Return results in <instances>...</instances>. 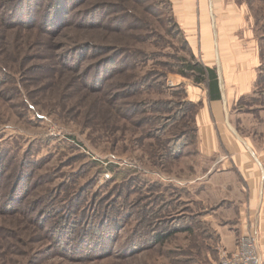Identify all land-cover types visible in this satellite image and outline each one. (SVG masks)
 <instances>
[{
	"label": "rangeland",
	"instance_id": "obj_1",
	"mask_svg": "<svg viewBox=\"0 0 264 264\" xmlns=\"http://www.w3.org/2000/svg\"><path fill=\"white\" fill-rule=\"evenodd\" d=\"M184 1L197 16L201 0H0V264H218L213 225L240 227L248 199L189 144ZM205 1L239 9L264 57V0ZM256 58L260 82L227 106L247 152L213 160L264 167Z\"/></svg>",
	"mask_w": 264,
	"mask_h": 264
},
{
	"label": "crops",
	"instance_id": "obj_2",
	"mask_svg": "<svg viewBox=\"0 0 264 264\" xmlns=\"http://www.w3.org/2000/svg\"><path fill=\"white\" fill-rule=\"evenodd\" d=\"M205 2L209 3L206 5ZM178 5L176 12L181 18L179 27L188 48L196 58L199 56V62L204 67L215 69L220 93L218 100H210L206 86L184 80L189 82L186 100L198 106L195 114L196 150L209 158L208 161L213 165L221 164L224 169L215 168L218 172H225L227 166L234 170L239 176V187L248 199L245 209L247 214L240 227L213 225L216 246L231 252L235 250L239 236L255 234L261 264H264V167L261 168L257 160L255 163L250 153H244L247 152L245 149L248 144L243 146L231 128L227 114L229 104L233 105L234 101L253 90L256 79L250 72L253 61L247 63L245 57L256 52V63L259 61L260 64V54L253 44L249 43L251 47H247L246 31L239 30L245 22L239 9L236 13H226L227 11L221 10L217 1L213 4L211 1L201 0L197 3L199 12L196 16L193 14L195 4L192 1H184ZM219 150H225L226 154L229 150L244 152L240 154V158L225 161L223 157L218 161L217 158L213 160Z\"/></svg>",
	"mask_w": 264,
	"mask_h": 264
},
{
	"label": "trees",
	"instance_id": "obj_3",
	"mask_svg": "<svg viewBox=\"0 0 264 264\" xmlns=\"http://www.w3.org/2000/svg\"><path fill=\"white\" fill-rule=\"evenodd\" d=\"M189 49V48H188ZM189 57L188 58H180L178 59V69H177V73L182 76L185 79H188L190 81H192V83H194L195 85H204L206 86L207 90H208V95L210 100H218L220 98V93H219V88H218V78H217V74L215 69L212 68H207L204 67L199 61H197L196 57L190 52L189 50ZM260 54V67L262 66V59L264 58L262 55V51H259ZM259 67V68H260ZM262 77L258 76L257 80L255 82V85L257 86V84L260 82V79ZM186 96V95H185ZM190 105H193L194 107H196L195 111H194V115L192 118L193 123L195 124V114L198 110V106L191 103V102H187ZM178 110L174 109L175 112V117L171 118L170 120L174 121V124H177L179 121H182V118L185 117V115L187 114L186 111H182V105L178 106ZM169 120V121H170ZM186 136V131H183L181 133V137ZM184 140V139H181ZM179 141V145H175L172 146L170 148V154L171 156L178 154L179 150L181 149V145L185 144V141ZM188 142V141H187ZM186 142V143H187ZM196 143V127L193 129L192 132V139L190 140L189 144H192L193 146H195ZM157 241H161L162 238L160 236L156 237Z\"/></svg>",
	"mask_w": 264,
	"mask_h": 264
},
{
	"label": "built area",
	"instance_id": "obj_4",
	"mask_svg": "<svg viewBox=\"0 0 264 264\" xmlns=\"http://www.w3.org/2000/svg\"><path fill=\"white\" fill-rule=\"evenodd\" d=\"M218 264H261L256 236L253 234L240 236L234 251L221 249Z\"/></svg>",
	"mask_w": 264,
	"mask_h": 264
}]
</instances>
